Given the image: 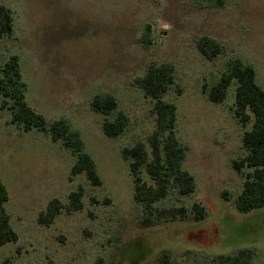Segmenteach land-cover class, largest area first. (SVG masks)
I'll list each match as a JSON object with an SVG mask.
<instances>
[{
    "label": "rangeland",
    "instance_id": "rangeland-1",
    "mask_svg": "<svg viewBox=\"0 0 264 264\" xmlns=\"http://www.w3.org/2000/svg\"><path fill=\"white\" fill-rule=\"evenodd\" d=\"M0 6L15 20L13 35L0 41V62L19 57L28 104L80 133L101 179L94 186L85 173L73 175L74 153L48 133L13 124L0 99L1 179L18 234L16 243L0 246V264H158L164 253L174 264H215L218 255L242 249L264 264V208L243 214L235 206L248 170L237 171L233 162L247 154L242 137L251 123L243 127L235 117V82L223 103L204 92L234 59L256 70L264 90V0H0ZM202 37L223 47L214 60L198 50ZM162 63L175 67L164 100L177 107L176 134L187 147L182 167L196 190L181 196L172 189L154 208L185 207L189 215L199 203L206 217L144 226L122 151L147 142L155 129L153 103L136 79ZM101 94L115 96L130 119L118 137L105 135V116L92 110ZM79 188L81 210L39 222L51 200L66 205Z\"/></svg>",
    "mask_w": 264,
    "mask_h": 264
},
{
    "label": "trees",
    "instance_id": "trees-1",
    "mask_svg": "<svg viewBox=\"0 0 264 264\" xmlns=\"http://www.w3.org/2000/svg\"><path fill=\"white\" fill-rule=\"evenodd\" d=\"M14 16L12 10L0 6V41L13 35ZM150 43V42H148ZM197 48L208 60H214L222 53L223 47L214 39L202 37ZM175 81V67L171 63H162L149 67L143 77L137 78V85L153 103L155 129L148 136L147 142L138 141L132 147H125L123 157L130 160V169L134 178V199L145 211L141 220L144 226L155 222L181 219L188 217L199 222L206 217L205 208L195 203L188 215L185 207L170 209L154 208L155 204L166 199L172 189L181 196H189L196 190L194 176L182 167L187 156V147L176 134L177 107L164 100ZM236 83L234 114L243 127L247 129L242 137V144L247 154L233 162L234 169H247L242 192L235 200L236 209L243 214L264 208V90L256 82V70L239 59L231 60L228 68L219 80L204 86L213 103H223L229 88ZM26 84L23 80L19 57L13 55L5 62H0V99L2 107H8L12 115V123L25 132L33 129L48 133L54 142L62 141L76 156L72 166V174L85 173L94 186L101 184L97 165L90 154L80 133L74 130L66 119L49 121L43 114L34 110L27 102ZM92 110L105 116L102 129L106 136L118 137L130 125L129 117L118 110V102L111 94L96 95L91 104ZM146 173L149 180L143 178ZM83 190L79 188L68 197L64 205L59 199L51 200L39 222L50 225L65 210L67 213L83 208ZM9 200V191L1 179L0 169V246L16 243L18 234L10 223L5 204ZM215 264H254V252L242 249L233 255H218ZM99 264H103L99 260ZM158 264H174L170 253H164Z\"/></svg>",
    "mask_w": 264,
    "mask_h": 264
}]
</instances>
